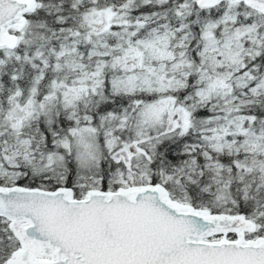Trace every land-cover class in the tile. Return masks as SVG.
<instances>
[{
    "label": "snow or ice",
    "instance_id": "1",
    "mask_svg": "<svg viewBox=\"0 0 264 264\" xmlns=\"http://www.w3.org/2000/svg\"><path fill=\"white\" fill-rule=\"evenodd\" d=\"M0 264H264V0H0Z\"/></svg>",
    "mask_w": 264,
    "mask_h": 264
}]
</instances>
